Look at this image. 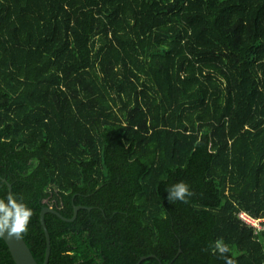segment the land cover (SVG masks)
I'll return each instance as SVG.
<instances>
[{
  "label": "trees",
  "instance_id": "16d2710c",
  "mask_svg": "<svg viewBox=\"0 0 264 264\" xmlns=\"http://www.w3.org/2000/svg\"><path fill=\"white\" fill-rule=\"evenodd\" d=\"M3 179L38 264H264V0H0Z\"/></svg>",
  "mask_w": 264,
  "mask_h": 264
},
{
  "label": "clouds",
  "instance_id": "9594fccd",
  "mask_svg": "<svg viewBox=\"0 0 264 264\" xmlns=\"http://www.w3.org/2000/svg\"><path fill=\"white\" fill-rule=\"evenodd\" d=\"M166 192L170 203L179 201L188 204L190 199L196 195L185 182H179L166 188ZM33 215L34 212L27 204L18 200L14 193L9 192L6 199H0V237L7 235L23 238L29 232V224ZM205 251H210L212 255L219 254L224 264H237L234 256L229 255L231 248L222 239L210 243Z\"/></svg>",
  "mask_w": 264,
  "mask_h": 264
},
{
  "label": "water",
  "instance_id": "95a60500",
  "mask_svg": "<svg viewBox=\"0 0 264 264\" xmlns=\"http://www.w3.org/2000/svg\"><path fill=\"white\" fill-rule=\"evenodd\" d=\"M3 181L7 185V190L8 193L11 191V185L3 179ZM82 206L80 205H74L73 206V214L71 217H64L62 216L58 211L53 209L50 206H45L43 207L40 212H39V222L44 234L45 238V250H44V256H43V261L42 264H47L49 253H50V237L44 222V215L45 213H53L57 215L61 220L64 221H72L76 217L77 210L81 208ZM2 240L5 242L8 251L14 261L15 264H38L35 258L33 257L29 247L23 240V238H17V237H10V236H3L1 237ZM145 256H141L140 259L136 264H138L141 260H143Z\"/></svg>",
  "mask_w": 264,
  "mask_h": 264
},
{
  "label": "built area",
  "instance_id": "2783aa9c",
  "mask_svg": "<svg viewBox=\"0 0 264 264\" xmlns=\"http://www.w3.org/2000/svg\"><path fill=\"white\" fill-rule=\"evenodd\" d=\"M237 217L243 222L252 227L256 230L264 229V217H254L248 214L245 211H239L237 213Z\"/></svg>",
  "mask_w": 264,
  "mask_h": 264
}]
</instances>
